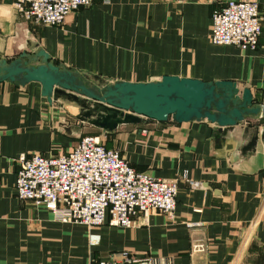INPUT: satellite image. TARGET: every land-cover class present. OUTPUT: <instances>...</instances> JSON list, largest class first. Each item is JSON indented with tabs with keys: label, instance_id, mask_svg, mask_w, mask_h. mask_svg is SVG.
Listing matches in <instances>:
<instances>
[{
	"label": "crops",
	"instance_id": "1",
	"mask_svg": "<svg viewBox=\"0 0 264 264\" xmlns=\"http://www.w3.org/2000/svg\"><path fill=\"white\" fill-rule=\"evenodd\" d=\"M14 1L0 0V60L42 49L57 64L107 83L163 76L230 81L240 95L248 89L254 103L264 104V0H250L259 7L262 31L257 48L245 51L210 42L212 14L228 0H95L61 26L38 28ZM77 114L73 103L48 102L38 83L0 84V264H90L120 253L165 264H264V116L247 117L232 130L206 120L144 119L108 134L137 171L178 179L175 220L153 213L130 229L105 223L90 230L57 221L15 192L21 155L67 153L86 128L106 134L79 127Z\"/></svg>",
	"mask_w": 264,
	"mask_h": 264
},
{
	"label": "built area",
	"instance_id": "2",
	"mask_svg": "<svg viewBox=\"0 0 264 264\" xmlns=\"http://www.w3.org/2000/svg\"><path fill=\"white\" fill-rule=\"evenodd\" d=\"M95 0H15L13 7L37 26H61L66 17ZM105 4L109 0H103ZM258 5L250 0H228L212 14L210 42L255 50L262 31ZM80 125V124H79ZM70 151L58 156L21 155L18 159L15 192L52 213L61 223L80 224L88 229L105 223L133 228L137 219L153 213L175 220L178 179L151 176L133 168L115 149H108L98 136L78 134ZM185 179V177H183ZM188 182L193 188L199 183ZM90 247L98 244L94 235ZM202 250L203 246L197 248ZM112 255L90 264H162L164 259L137 258L127 253Z\"/></svg>",
	"mask_w": 264,
	"mask_h": 264
},
{
	"label": "water",
	"instance_id": "3",
	"mask_svg": "<svg viewBox=\"0 0 264 264\" xmlns=\"http://www.w3.org/2000/svg\"><path fill=\"white\" fill-rule=\"evenodd\" d=\"M38 83L48 102L66 101L78 108L79 127L90 125L113 134L123 125L145 120L175 124L206 120L219 128L233 129L247 117L264 116V104L253 102L248 89L239 94L230 81L204 82L163 76L159 81L107 83L97 76L84 77L57 64L42 49L22 52L16 59L0 60V84ZM72 128H66L67 134ZM256 137L244 148L252 151Z\"/></svg>",
	"mask_w": 264,
	"mask_h": 264
},
{
	"label": "rangeland",
	"instance_id": "4",
	"mask_svg": "<svg viewBox=\"0 0 264 264\" xmlns=\"http://www.w3.org/2000/svg\"><path fill=\"white\" fill-rule=\"evenodd\" d=\"M32 26H34L35 28H38V27H41V26H37V25H33V24H30ZM264 101V98L262 99ZM83 134H86V135H94V136H98L100 138V141L106 145V146H111V138H109L108 136H106V134H101L100 132H97L93 129H89V128H86L83 132ZM82 134V135H83ZM76 142L78 140V137L75 138ZM75 142V143H76Z\"/></svg>",
	"mask_w": 264,
	"mask_h": 264
},
{
	"label": "trees",
	"instance_id": "5",
	"mask_svg": "<svg viewBox=\"0 0 264 264\" xmlns=\"http://www.w3.org/2000/svg\"><path fill=\"white\" fill-rule=\"evenodd\" d=\"M83 135H86V134H83ZM111 135V134H110ZM106 136H108V133H106ZM106 148H108V149H114V148H112L111 146H106V145H104Z\"/></svg>",
	"mask_w": 264,
	"mask_h": 264
}]
</instances>
